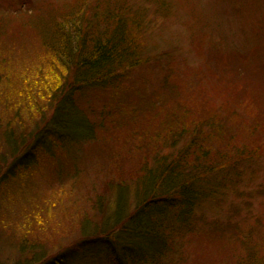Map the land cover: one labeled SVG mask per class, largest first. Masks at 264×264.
Instances as JSON below:
<instances>
[{"label": "trees", "instance_id": "16d2710c", "mask_svg": "<svg viewBox=\"0 0 264 264\" xmlns=\"http://www.w3.org/2000/svg\"><path fill=\"white\" fill-rule=\"evenodd\" d=\"M167 4L164 0H46L0 15L1 25L16 24L36 33L42 48L40 55L9 69L10 73H5L7 59L0 54V142L10 147L1 165L0 186L2 195L14 201L20 193L12 188L43 172L48 179L49 169L64 180L91 170L95 150L108 149L102 144L110 137L107 114L112 109L101 106V97L139 95L136 87L145 72L150 74L144 68L160 69L162 95L157 100L165 105L175 95L178 102L149 146L151 157L135 174H128L126 186L112 181L108 195L97 199L104 222L99 235L98 231L92 237L85 235L77 251L60 248L40 264H73L66 261L77 255L83 260L93 257L92 264H102L103 258L108 264H264V219L253 214L250 203L264 206V184L257 189L250 185L254 171L244 177L250 164L264 161V148L256 147L253 139L241 138L236 128V120L247 113L257 124L264 122L261 96L254 99V106V85L252 91L251 86L244 90L246 81L236 67L224 74L227 84L210 92L203 87L194 95L188 89L192 74L197 72L202 87V80L211 83L205 75L216 73L218 66L177 71L172 62L177 48L156 52L160 44L154 48L157 42L147 37L151 12L154 19L169 20ZM237 56L228 59L230 65ZM147 97L154 100V93ZM89 102L90 108H82ZM116 104L118 109L126 108L119 101ZM136 148L140 150V145ZM208 205L221 217L207 219ZM54 207L49 204L42 212L38 207L29 209L33 227L54 233L61 224L57 217L64 215L51 213ZM16 209L23 211L18 204ZM51 216L54 226L48 225ZM253 216L256 220L246 228ZM29 236L30 232L22 235L21 245L26 248L20 246V251L38 246Z\"/></svg>", "mask_w": 264, "mask_h": 264}, {"label": "rangeland", "instance_id": "374dc122", "mask_svg": "<svg viewBox=\"0 0 264 264\" xmlns=\"http://www.w3.org/2000/svg\"><path fill=\"white\" fill-rule=\"evenodd\" d=\"M43 1L46 0H0V15L2 13V16H7L15 10L24 11L27 6L32 7ZM164 1L171 7L172 18L165 21L157 20L152 18L151 12V24L148 28L147 37L152 36L157 42L153 45L154 48L159 49L160 44V49L156 52L177 48L175 51L177 58L172 61L177 71L194 72L204 64L214 66L216 63L218 66L216 73L205 75L211 83L206 85L202 80V87L196 81L197 72H194L193 79H190L191 88L188 89L193 91L194 95L201 92L203 87L210 92L221 84H227L224 74L236 67L238 75L246 81L244 90L251 86L252 91L254 85L253 105L257 106L254 99L260 95L259 106L264 109V0ZM36 35L26 27L0 24V54L7 59L4 64L5 73H10L8 70L14 67L18 69L23 61L27 63L30 57L42 53ZM190 40L194 43L191 44ZM150 50L153 53L152 48ZM217 51L232 54L227 56L216 55L221 53L212 54ZM235 55L239 56L230 65L228 59L234 58ZM144 69H150V74L145 72L144 80L136 87L139 95L126 92V95L113 93L110 97H101L99 101L101 106L112 109L107 114L110 137L102 144L104 147L107 145L108 149L95 150L91 170H83L79 175L76 173L75 177L66 180L63 177L58 178L54 170L52 172L48 170V179L45 172L39 176L36 171L35 174L38 176L23 181L17 188H12L11 191L20 193L16 198L18 201H14L8 195H2L4 187L0 186V264H40L57 253L60 248H64L62 251L72 249L77 251L75 247L85 235L92 237L97 231L99 235L100 226L104 222L101 221L103 218H100L102 209L97 199H104L108 195L112 181L114 185L120 183L126 186V180L130 178L128 174H135L151 157L149 146L156 141L165 118L174 113L178 105L174 99L175 95L170 97V101H165V105L157 100L158 96L162 95L160 69L155 66ZM243 82L241 81V84ZM150 93H154V100L147 97ZM183 93L185 96L189 95L187 90ZM118 101L126 108L118 109L116 104ZM90 107L91 103L82 106L84 109ZM236 121L241 138L253 139L256 147L261 145L264 148V141L261 140L264 122L257 124L249 113L244 119ZM247 127L252 128L254 134L247 131ZM3 144L1 141L0 174H3L2 163L10 155V147ZM132 145L136 147L140 145V150L136 147L130 149ZM253 171L254 180L250 185L257 189L259 185L264 184V161L250 164L245 179ZM250 203L253 206V214L255 216L260 214L264 219V215L259 213L264 212V206L259 207L257 202ZM16 204L23 209L22 212H17ZM49 204L55 205L54 210L49 209L51 213L62 211L64 214L62 219L60 216L57 217L61 224H57L54 233L34 228L29 213V209L34 210L36 207L39 212L48 210ZM207 209H210L207 211V219L221 217V213L213 205H208ZM244 215L245 212L242 211L241 216ZM255 216L250 218L246 228L254 223ZM54 219L55 216H51L48 225L54 226ZM262 223L264 225V222ZM28 232L29 238L38 246L35 249H28L27 246V250L22 252L19 250L20 246L26 248L21 245L22 235ZM35 251L37 254L33 255ZM43 256L45 259L42 260ZM78 256L75 259L69 257L66 262L92 264L93 257L83 260L78 259ZM213 256H217L218 260L220 258V254L216 252ZM34 257L36 260L32 259ZM102 264H108L105 258L102 259Z\"/></svg>", "mask_w": 264, "mask_h": 264}]
</instances>
